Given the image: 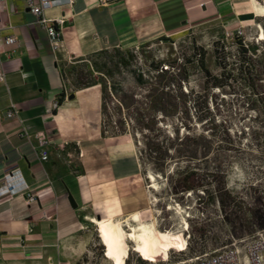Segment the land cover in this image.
Wrapping results in <instances>:
<instances>
[{
	"label": "crops",
	"instance_id": "1",
	"mask_svg": "<svg viewBox=\"0 0 264 264\" xmlns=\"http://www.w3.org/2000/svg\"><path fill=\"white\" fill-rule=\"evenodd\" d=\"M73 1L44 11L48 20L67 18L58 52H53L47 32L51 23L40 24L26 0L0 4V68L5 74L0 82V186L7 174L19 170L36 198L31 203L23 194L0 198V264L46 263L56 246L77 235L86 217L135 212L143 216L148 211L149 195L134 142L103 133V84L76 85L63 98L68 88L65 64L103 50H134L213 24L225 33L260 30L255 7L264 4L120 0L101 7L98 0ZM11 35L17 45L6 44ZM13 106L20 119L7 116ZM40 140L49 142L46 163L39 159Z\"/></svg>",
	"mask_w": 264,
	"mask_h": 264
},
{
	"label": "rangeland",
	"instance_id": "2",
	"mask_svg": "<svg viewBox=\"0 0 264 264\" xmlns=\"http://www.w3.org/2000/svg\"><path fill=\"white\" fill-rule=\"evenodd\" d=\"M259 13V16L264 17V13ZM248 34L247 43L258 48L254 58L264 65V41L258 39V28L254 27ZM165 38L130 51L111 49L88 58L72 60L63 66L68 87L72 89L76 86L78 75L90 81L100 80L107 91L104 97L105 135L124 137L134 142L139 157L143 138L134 131L135 125L129 120L130 115H134L133 109H125L121 105L123 95L114 94L113 89L111 91L114 84L140 102L138 106L147 114L146 120L153 118L155 134L159 135L160 140L176 132L181 137L189 133L213 134L221 140L228 139L229 132L236 147L229 152L231 165L226 181L232 194L243 200V212L248 214L246 207L264 203V138L260 129L264 121V108L255 101L257 96L248 89L235 84L214 87L213 81L207 80L197 55L205 52L206 67L213 75L220 76L223 66L216 61L215 46L219 42V48H224V51L220 49L221 57H227V62L237 66L238 43L217 24H213L210 29H191L180 36ZM165 66L170 68L166 79L173 76L176 80L175 85L170 87L165 85L167 80L163 79L165 76L161 73V68H167ZM227 71L230 72L229 69ZM139 74L143 75L144 84L137 82ZM262 78L261 83L264 85ZM260 113L261 116H258ZM141 163L149 205L147 213L140 217L143 220L156 218L158 228L174 232L182 248L173 245L168 253L165 251L169 249L164 248L156 252H144L133 250L131 245H120L109 230L100 229L99 221L104 220V214L100 216L99 213L95 218L83 219L77 235L69 242L56 246L55 255L44 264H152L151 261H183L230 246L235 241L252 240L260 232L230 239V224L224 220L225 214L214 195L204 194V189L175 194L171 183L176 181L177 173L189 169L186 163H180L177 166L179 171L171 173L176 165L172 161L169 164L170 175L169 172L168 175L159 174L146 162ZM150 173L157 177L155 189L151 188L154 183L148 179Z\"/></svg>",
	"mask_w": 264,
	"mask_h": 264
},
{
	"label": "trees",
	"instance_id": "3",
	"mask_svg": "<svg viewBox=\"0 0 264 264\" xmlns=\"http://www.w3.org/2000/svg\"><path fill=\"white\" fill-rule=\"evenodd\" d=\"M264 17L259 19V23L264 28ZM166 39L165 37L161 40ZM238 43V57L237 66L234 63L227 62V57L222 58L224 48H219L220 43L215 46L216 61L220 66H223V72L220 76L213 75L205 63L206 53H198L199 63L203 69L208 81H213L214 87H225L226 85L235 84L239 88L248 89L253 95L257 96L255 101L262 104L264 108V85L261 83L264 77V65H262L257 58H254L258 51L257 46L244 43L241 38H234ZM107 50H103L104 52ZM99 52V53H101ZM250 53H252L250 55ZM98 54V53H97ZM95 55V54H94ZM93 56V55H92ZM236 57V56H234ZM236 59V58H235ZM223 61V64L221 63ZM167 67V66H165ZM227 69L230 70L228 73ZM170 71V68H161L162 76H165ZM237 75H233V73ZM64 75V73H63ZM166 79V76L163 77ZM139 84H144L143 75L139 74L136 77ZM165 81L166 86L175 85L176 80L173 76L168 77ZM100 80H88L82 75H78L77 87H86L92 83ZM101 82V81H100ZM102 83V82H101ZM103 84V83H102ZM114 94L123 95L121 98V105L135 115H130L129 120L134 123V131L139 133L142 148L140 150V160L150 165L153 171L169 175L174 173L180 163H186L188 170L177 173L176 181H172L171 187L175 194L198 191L204 189V194L214 195V199L219 204L221 210L224 212V220L230 224V239L241 238L251 232L264 230V203L255 204L251 207H246L248 214L243 211L245 203L241 198L232 194L227 185L228 170L231 165V155L229 152L235 149V144L229 132L228 139H219L213 134H187L181 137L179 132L175 135L167 136L160 140L159 135L155 134V124L153 118H148L147 114L138 105L135 97L125 94L124 90L116 88V84L111 88ZM105 93H107L103 85V114L105 116ZM116 96V95H115ZM64 98V94L62 95ZM61 97V99H63ZM60 104V103H59ZM162 111V110H161ZM165 113L164 111H162ZM261 116V113L258 115ZM262 134L264 138V121L261 124ZM103 133L104 126H103ZM115 136H121L115 134ZM231 153V152H230ZM176 162L172 171L169 168L171 162ZM171 171V173H170ZM203 173V174H202ZM206 178L205 180L202 178ZM201 199V198H200ZM248 215V216H247ZM231 243V242H230Z\"/></svg>",
	"mask_w": 264,
	"mask_h": 264
},
{
	"label": "built area",
	"instance_id": "4",
	"mask_svg": "<svg viewBox=\"0 0 264 264\" xmlns=\"http://www.w3.org/2000/svg\"><path fill=\"white\" fill-rule=\"evenodd\" d=\"M6 0H0V4H3ZM120 0H98V5L101 7H108L112 3ZM73 0H26V4L31 13L37 18L40 24L51 23L47 27L48 36L51 42V48L53 52H58L63 47V32L67 22L66 17H60L48 20L44 16L46 9L59 7L63 5H72ZM226 35L234 38L243 39L244 43H247L249 34L244 28L236 30V32H226ZM7 45H17L18 40L16 36L11 35L6 39ZM5 81V74L0 68V82ZM65 98L68 93L72 91L71 88H65ZM59 107V102L54 103V108ZM9 118H19V109L13 106V109L7 112ZM41 151L40 161L46 163L50 159V152L48 149L49 142L40 140ZM23 194L27 197L29 203L36 201L35 196L32 194L31 188L25 185V181L21 172L18 170L13 173H9L5 176L3 184L0 186V198L13 195ZM152 264H264V230L258 232V234L252 240H239L232 243L230 246L219 248L211 253L199 254L183 261H167L165 263H153Z\"/></svg>",
	"mask_w": 264,
	"mask_h": 264
},
{
	"label": "bare ground",
	"instance_id": "5",
	"mask_svg": "<svg viewBox=\"0 0 264 264\" xmlns=\"http://www.w3.org/2000/svg\"><path fill=\"white\" fill-rule=\"evenodd\" d=\"M255 8L258 12L264 13V4ZM259 28L258 39L264 41V28L262 25ZM156 178L152 173L148 176V179L154 183L151 186L153 189L156 187ZM141 217L136 212L124 217H109L99 221V226L101 230H109L114 235L117 243L120 245H131L133 250L156 252L161 248L169 249L173 245L182 248L183 245L174 232L170 230L162 231L158 228L156 218L143 220ZM169 251L170 249L165 252L168 253ZM151 262L155 263L156 261Z\"/></svg>",
	"mask_w": 264,
	"mask_h": 264
},
{
	"label": "water",
	"instance_id": "6",
	"mask_svg": "<svg viewBox=\"0 0 264 264\" xmlns=\"http://www.w3.org/2000/svg\"><path fill=\"white\" fill-rule=\"evenodd\" d=\"M70 99H73V96L70 97ZM70 203L72 205L73 208H77V204L75 202V200L73 199L72 196L69 197Z\"/></svg>",
	"mask_w": 264,
	"mask_h": 264
}]
</instances>
